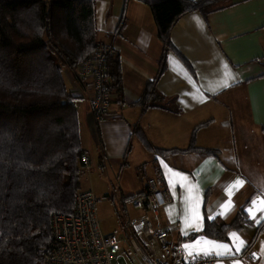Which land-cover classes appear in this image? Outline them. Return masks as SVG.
<instances>
[{
    "label": "crops",
    "instance_id": "1",
    "mask_svg": "<svg viewBox=\"0 0 264 264\" xmlns=\"http://www.w3.org/2000/svg\"><path fill=\"white\" fill-rule=\"evenodd\" d=\"M219 1L207 16L187 12L171 29L175 50L168 52L158 90L175 100L176 113L136 105L157 76L164 50L151 7L139 0H95L98 40L113 44L121 58L124 101L115 95L110 113L96 122L86 87L77 72L65 70L67 87L77 97L82 146L92 163L90 185L81 178V189L92 190L98 200L111 199L120 214L119 201L139 193L144 179L162 176L172 199L155 223L169 230L170 242L185 251L183 245H191L193 255L211 247L215 255L217 249L208 243L215 241L227 244L232 253L216 255L215 264H264V0ZM206 121L197 144L216 154L163 156L147 151L134 135L139 124L157 147L186 149L193 130ZM229 200L230 211L219 215ZM243 205L250 223L230 230L227 240L203 233L210 215L230 223ZM192 208L202 217L199 229L190 226L192 220L185 223L186 209ZM230 233L245 241L239 251Z\"/></svg>",
    "mask_w": 264,
    "mask_h": 264
},
{
    "label": "trees",
    "instance_id": "2",
    "mask_svg": "<svg viewBox=\"0 0 264 264\" xmlns=\"http://www.w3.org/2000/svg\"><path fill=\"white\" fill-rule=\"evenodd\" d=\"M151 7L157 34L164 45L159 70L136 105L143 110L164 108L180 112L174 99L158 90L175 50L170 32L187 12L205 16L219 0H139ZM95 0H0V264H39L52 241L54 213L72 212L82 189L84 166L80 121L75 97L67 87L65 70L79 64L99 45ZM184 59V58H183ZM186 61V60H185ZM107 85L124 101L120 56H109ZM199 124L186 149L157 147L143 127L134 135L149 152L170 155L217 150L197 144ZM250 219L243 205L230 222L206 218L203 233L227 240ZM260 227L251 242L258 238ZM251 246H249V249Z\"/></svg>",
    "mask_w": 264,
    "mask_h": 264
},
{
    "label": "built area",
    "instance_id": "3",
    "mask_svg": "<svg viewBox=\"0 0 264 264\" xmlns=\"http://www.w3.org/2000/svg\"><path fill=\"white\" fill-rule=\"evenodd\" d=\"M116 53L109 42H100L96 50L78 66L77 77L87 89V100L96 122L111 111L114 94L107 85V62ZM88 170L92 163L82 155ZM144 188L118 203L122 222L119 233L103 232L97 210L98 196L79 191L69 213L52 216V241L42 250L39 264H215L214 254L189 256L181 246L169 241V230L155 223L161 208L172 199L164 187V177L144 179ZM129 207L142 211L131 215ZM154 215V217L152 216Z\"/></svg>",
    "mask_w": 264,
    "mask_h": 264
},
{
    "label": "snow or ice",
    "instance_id": "4",
    "mask_svg": "<svg viewBox=\"0 0 264 264\" xmlns=\"http://www.w3.org/2000/svg\"><path fill=\"white\" fill-rule=\"evenodd\" d=\"M237 184L239 185H242L243 181H236ZM229 195H231V192H229ZM230 207H231V201L229 200L228 202L224 203L222 206H221V210L219 211V215L221 216H226L227 215V212L230 211ZM190 211V215H187L185 216V223H188L189 220H192L194 221V223H192L190 226L196 228V229H199L201 227V220H202V217L200 215V213L195 209V208H192L191 210L189 209H186V213ZM247 211L249 212V214L251 215L252 212H253V208L252 207H249L247 209ZM209 219H214V216H209ZM230 236L233 237V238H236L234 243L236 245V250L239 251L240 248L242 246H244L245 244V241L243 239H239L237 238V233H230ZM209 245H214L215 248L217 249L215 251V255H218V256H226V255H231L232 253L230 252L229 250V246L227 244H223V243H218V242H215V241H209L208 242ZM183 247L188 251V255L189 256H192L194 254V251L192 249V246L189 245V244H185L183 245ZM223 250V251H220V250ZM213 253V249L211 247L209 248H206V249H200L198 252H196L195 254L196 255H200V254H203V255H209V254H212ZM235 264H239V261H236Z\"/></svg>",
    "mask_w": 264,
    "mask_h": 264
},
{
    "label": "rangeland",
    "instance_id": "5",
    "mask_svg": "<svg viewBox=\"0 0 264 264\" xmlns=\"http://www.w3.org/2000/svg\"><path fill=\"white\" fill-rule=\"evenodd\" d=\"M90 170L84 167V171H86V174L82 175V181L84 182V184H87L88 186L90 185V182L87 178V173H88L87 171H90ZM95 183L96 185L98 184L97 182ZM99 197L100 198L97 203V210H98V217H99L103 232L106 234L116 233V232L119 233L121 231L122 220L117 210L116 204H114L112 200L109 198L107 199L103 196H99ZM122 262L123 264H126V262H124L123 260Z\"/></svg>",
    "mask_w": 264,
    "mask_h": 264
}]
</instances>
